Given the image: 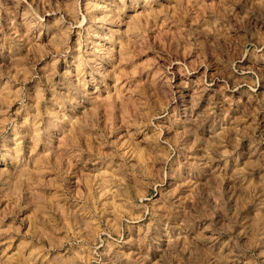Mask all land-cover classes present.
I'll use <instances>...</instances> for the list:
<instances>
[{"label":"rangeland","instance_id":"obj_1","mask_svg":"<svg viewBox=\"0 0 264 264\" xmlns=\"http://www.w3.org/2000/svg\"><path fill=\"white\" fill-rule=\"evenodd\" d=\"M0 264H264V0H0Z\"/></svg>","mask_w":264,"mask_h":264}]
</instances>
